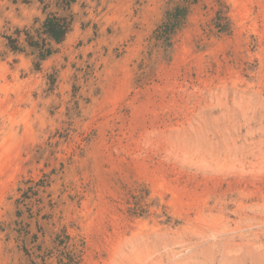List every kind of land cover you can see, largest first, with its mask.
Instances as JSON below:
<instances>
[{
  "label": "rangeland",
  "instance_id": "1",
  "mask_svg": "<svg viewBox=\"0 0 264 264\" xmlns=\"http://www.w3.org/2000/svg\"><path fill=\"white\" fill-rule=\"evenodd\" d=\"M52 14L0 0V264H264V0Z\"/></svg>",
  "mask_w": 264,
  "mask_h": 264
},
{
  "label": "trees",
  "instance_id": "2",
  "mask_svg": "<svg viewBox=\"0 0 264 264\" xmlns=\"http://www.w3.org/2000/svg\"><path fill=\"white\" fill-rule=\"evenodd\" d=\"M58 7L61 9L63 14H52L49 15L46 19L42 32H39L40 36H43L41 40H35V38L27 34V44L31 48H38L40 57L45 59L52 55L53 51L50 48L49 43L61 44L65 41L68 34L71 32L73 18L70 15H66L67 12H70L71 6L76 2V0H56ZM180 12L177 9L174 13L169 14L168 21L163 25L159 31L162 35L168 34L170 29L169 25H177L179 18H177L178 13ZM11 42V48L13 51H22L17 45V41L9 38ZM13 45V46H12Z\"/></svg>",
  "mask_w": 264,
  "mask_h": 264
}]
</instances>
